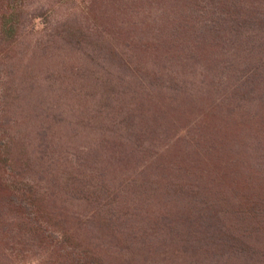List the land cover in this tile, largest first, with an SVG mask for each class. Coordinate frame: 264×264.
Returning a JSON list of instances; mask_svg holds the SVG:
<instances>
[{"label":"trees","instance_id":"16d2710c","mask_svg":"<svg viewBox=\"0 0 264 264\" xmlns=\"http://www.w3.org/2000/svg\"><path fill=\"white\" fill-rule=\"evenodd\" d=\"M2 2L0 44L11 51L34 33L27 25L37 14ZM80 5L33 51L47 61L49 83L53 63L66 72L79 57L94 61L77 72L78 88L67 84L71 118L46 116V106L35 117L46 129L19 124L10 114L17 89L0 76V264L41 255L50 264H129L105 256L151 245L145 235L157 252L180 241L208 258L264 264V130L248 127L264 125V0ZM201 106L193 143L171 131ZM209 122L220 131L212 141L199 133ZM244 135L260 148L240 156Z\"/></svg>","mask_w":264,"mask_h":264},{"label":"rangeland","instance_id":"374dc122","mask_svg":"<svg viewBox=\"0 0 264 264\" xmlns=\"http://www.w3.org/2000/svg\"><path fill=\"white\" fill-rule=\"evenodd\" d=\"M0 0V14L4 12V8L6 7V3ZM81 0H18L16 4L18 6H22L23 13H27L29 15L37 14V18H35L33 22V26L27 25V28L30 29L33 27L35 30L34 33L30 36H27L24 39L21 37L20 41L21 44L15 46L13 50L10 51L11 47L3 48L0 44V76L1 80L4 82H8L11 86L15 87L17 91H11L12 97L18 96V100L14 102V105L10 108V114L12 111L15 112L17 116V121L19 124H27V128L37 127L39 124V119H35L36 115L45 111L46 106L50 107V111H46V116L49 115L50 117L54 118H63L67 120L71 115L68 111V107L64 105L66 97L71 96L70 88H78V83L75 82V78L78 76L77 72H79L82 67L86 69H90V64H94V61L87 58L85 61L83 58H80L76 61L77 68H67L66 72H62L60 69V65L53 63L55 66L51 67L48 73H52V77L55 79L53 82L49 83L48 80L44 79L46 76L45 69L47 68L46 63L40 55L33 52L34 51V42L41 38L42 40H47V36L51 34L52 29L62 20H64L65 14L72 13V6L76 5L77 3L80 5ZM81 6V5H80ZM75 8V7H74ZM77 8H75L76 10ZM98 10L95 11L97 13ZM82 15V14H81ZM49 18V19H48ZM50 20V22H49ZM27 33L25 29L24 34ZM44 35H47L43 37ZM49 40V39H48ZM53 42V41H52ZM57 43V44H56ZM56 43L49 44L48 54L52 51L58 50L57 48L60 47L59 42L56 40ZM21 48L22 53H19V49ZM59 53V52H58ZM58 53L54 54L51 57L53 60ZM96 62L99 63L96 57H93ZM49 62V60H48ZM7 72V73H5ZM6 77H5V75ZM9 74V77L7 75ZM81 78V77H79ZM69 84V87L67 86ZM19 89V90H18ZM60 99L62 101H60ZM51 100V101H50ZM55 100V102H53ZM232 105H222L221 111L227 110V107H231ZM248 110L252 111L251 106H246ZM188 118L184 121V118L180 119L177 127L172 129L171 131L176 133L178 137H185L186 141L192 142L193 137H196L197 124L200 120L204 119L205 116L199 115L201 109L203 110V106L197 107L196 109L190 110L188 108ZM31 111V114H30ZM191 111V114H190ZM204 111V110H203ZM254 111H252L253 113ZM37 113V114H36ZM226 113L222 114L220 117H224ZM235 116L239 117L238 114ZM244 117H249L248 111L243 114ZM60 120V119H59ZM182 120V121H181ZM45 122V121H44ZM215 123L209 122L203 125L202 130L199 132L202 135H208L212 138L219 137L218 126L211 129ZM47 128L45 123H41L38 125ZM249 129H257L258 135H263L264 125H257L255 119L248 121ZM60 131L62 134L69 135L70 129L65 126V124L60 125ZM178 129V130H177ZM54 129H52L53 131ZM51 131V133H52ZM67 131V133H66ZM178 132V133H177ZM33 135V134H32ZM48 138V137H47ZM243 138V145L244 147L242 151H239L240 156H245L248 152H252L253 147L260 148L258 144L253 142L250 136H242ZM65 140V137L62 138L61 143ZM63 149L70 150L73 146L71 145L72 140H69ZM56 143L57 141L54 140ZM193 143V142H192ZM35 145V144H34ZM33 145V146H34ZM239 147V148H241ZM237 148V149H239ZM179 149H183L182 146ZM235 149V150H237ZM183 155L182 152H179V156ZM226 156V155H223ZM184 157V156H183ZM254 160H252L253 162ZM68 212V209L66 213ZM145 239L146 243L150 242L151 245L143 246L140 248L139 245H136L134 248L128 249L131 250L130 253L125 254L124 256H115L117 253L116 248H111L108 250L107 259H112L113 262H117L118 258L121 260H128L129 264H243V261L235 262L233 260H227L225 257L215 259V258H208L209 254L204 253L203 251H196L192 252L191 250H184L181 246H177L180 241H177L175 244H169V246L164 247L163 249H159V252L156 251L157 247H153L151 240L149 237L145 235L142 240ZM149 239V240H148ZM105 248V247H102ZM139 248L141 250H139ZM148 249H152L150 254H147L146 251ZM158 256V257H157ZM172 256H178L176 258ZM216 256V255H212ZM20 259L14 258V260L10 264H22L23 257L20 256ZM28 261L31 264V260H34V264H50L41 256H28ZM212 259V260H209ZM229 262H227V261ZM22 261V262H20ZM263 264V263H262Z\"/></svg>","mask_w":264,"mask_h":264}]
</instances>
